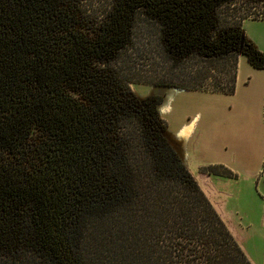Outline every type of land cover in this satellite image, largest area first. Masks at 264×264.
Masks as SVG:
<instances>
[{
    "label": "trees",
    "instance_id": "obj_1",
    "mask_svg": "<svg viewBox=\"0 0 264 264\" xmlns=\"http://www.w3.org/2000/svg\"><path fill=\"white\" fill-rule=\"evenodd\" d=\"M259 1L224 24L225 0H0V264H251L165 139L160 95L128 82L231 93L237 54L264 68L240 28ZM138 10L164 57L133 68Z\"/></svg>",
    "mask_w": 264,
    "mask_h": 264
},
{
    "label": "crops",
    "instance_id": "obj_2",
    "mask_svg": "<svg viewBox=\"0 0 264 264\" xmlns=\"http://www.w3.org/2000/svg\"><path fill=\"white\" fill-rule=\"evenodd\" d=\"M240 28L243 37L255 49L264 52V18H243ZM162 87L165 91L156 104V112L165 122L163 129L165 139L203 191L250 263L264 264V223L259 219L261 209L257 194L249 186V178L257 170L258 153L255 158H252L251 154L237 156L239 140L237 134L232 142L229 141L231 149L228 152L224 151L225 132L222 133L220 130L221 126L225 128L229 125H237V115L235 116L237 111H253L255 121L260 122V127L263 125L260 109L264 101V68L252 67L245 56L239 53L235 61L233 91L229 94ZM205 95L231 97L229 116L222 117L223 121L215 119L211 111L212 107L202 103V97ZM168 97L166 104L170 107L169 117L160 108ZM229 119L233 120L229 121ZM259 148H261L260 144ZM206 164H220L233 175L226 176L219 173L221 170L219 167H215L217 171L214 172L200 171L199 167ZM239 179L243 181L242 184L238 183ZM244 219L254 226L252 232L253 234L255 232L257 239L255 246L247 247L242 241L245 227L237 225V222Z\"/></svg>",
    "mask_w": 264,
    "mask_h": 264
},
{
    "label": "rangeland",
    "instance_id": "obj_3",
    "mask_svg": "<svg viewBox=\"0 0 264 264\" xmlns=\"http://www.w3.org/2000/svg\"><path fill=\"white\" fill-rule=\"evenodd\" d=\"M224 3L227 5H222L219 7V10L222 12L219 13V17L224 24H227L228 22L235 19V17L241 15L244 10L259 9L260 4H262L259 0H225ZM159 29V20L145 15L141 10H138L133 14L132 24L130 27L132 41L130 50L135 51V57L134 59H132L133 61L131 60L134 65L133 68L142 65L143 58L145 60L147 59L148 61L152 59L159 61L162 57H164L161 54L156 42V34ZM187 59H185L186 61L184 59L181 61L185 63L189 60ZM181 61H177V63H180ZM213 72H215V69L213 70ZM128 86L133 94L138 98L147 97L150 94H159L160 97H162L163 92L165 91V89L161 85L154 86L137 81L128 82ZM190 97L192 98V96ZM168 99L169 97L160 106L163 113L167 116L170 114V107L168 106V104H166ZM202 103L208 104L212 107L211 111L213 112V114L215 115V119L217 120L221 119L223 121L222 117L226 118V116H229V114L231 113L230 108L232 98L228 95H221L218 97L205 95L202 97ZM253 113V111H237V114H235V116L237 115V125H229L225 128L221 126L220 130L222 133L225 132V134L223 135V141L225 142L224 151L228 152L229 149H231L229 141L231 140L232 142L235 135L237 134L239 138V140L237 141V156H241L242 154H251V157L255 158L258 153L257 170L249 178V186H251V188L257 194L256 196L259 200V206L261 209V211L259 212V219H261V222L264 223V101L260 109V115L263 122V125L261 127L259 125L260 122L255 121ZM245 114L247 116H244ZM232 120L229 119V121ZM259 144L261 145V148H259ZM229 153L231 155V152ZM242 182L241 179H239L238 183L242 184ZM245 224L247 226H244ZM237 225H241L243 226V228L245 227V235L243 234L242 240L244 245H246L247 247L255 246L257 244V239L255 236V232L254 234L252 232V227L254 226H252V224L250 222H247L245 219L238 220Z\"/></svg>",
    "mask_w": 264,
    "mask_h": 264
}]
</instances>
